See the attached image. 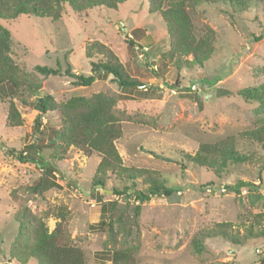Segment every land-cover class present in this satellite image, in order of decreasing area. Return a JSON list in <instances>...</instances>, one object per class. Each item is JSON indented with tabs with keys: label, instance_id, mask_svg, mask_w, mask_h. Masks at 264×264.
<instances>
[{
	"label": "rangeland",
	"instance_id": "1",
	"mask_svg": "<svg viewBox=\"0 0 264 264\" xmlns=\"http://www.w3.org/2000/svg\"><path fill=\"white\" fill-rule=\"evenodd\" d=\"M0 24L10 34V58L31 87L15 93L10 84L0 86V264H22L11 250L23 207L36 215L69 211L71 241L83 249L87 264H112L111 251L123 247L137 248L136 264H264L259 235L264 230V143L245 136L264 125V0H252L240 11L223 3L201 5L195 27L200 36L210 28L216 41L213 53L200 61L174 52L168 25L150 0L84 12L67 6L57 21L21 16ZM129 40L137 46L131 48ZM95 42L112 50L126 76L145 86L123 90L111 75L89 87L75 85L66 72L92 74V63L102 59L96 52L88 55ZM37 67L60 75H43ZM248 90L259 99L246 97ZM100 94L114 101L120 118L142 120L121 121L123 135L115 146L123 165L155 171L177 193L140 203L126 189L135 195L147 192L148 185L139 178L133 189L130 181L112 174L105 188L112 194L102 193L94 185L101 161L97 153L87 156L70 148L64 159H53L49 144L61 120L47 114L41 132L35 131L34 104L49 98L60 105ZM11 103L22 126H9ZM204 143L232 144L246 159L198 166L192 159ZM20 154L35 161L23 163ZM39 163L57 168L47 176L57 186L38 194L30 189L45 176ZM240 182L254 187L230 190ZM111 216L112 242L102 226ZM58 221L54 214L47 219L50 231ZM223 224L228 233H220Z\"/></svg>",
	"mask_w": 264,
	"mask_h": 264
},
{
	"label": "trees",
	"instance_id": "2",
	"mask_svg": "<svg viewBox=\"0 0 264 264\" xmlns=\"http://www.w3.org/2000/svg\"><path fill=\"white\" fill-rule=\"evenodd\" d=\"M129 0H0V21L18 19L21 16L39 18H50L54 21L62 17L65 8L68 6L75 12H84L90 9L104 7L117 9L120 5ZM154 10L158 11L169 28L174 52L184 56H192L196 61L206 59L214 51L215 33L205 27L203 35L200 36L195 27L198 19V8L203 4L223 3L229 4L232 8L240 11L252 0H150ZM131 48L136 47L133 40H129ZM102 56L98 62L92 63V74L88 77L73 75L70 71L66 74L75 78L77 86L89 87L101 76H113L114 80L123 89L144 87L141 82L126 76L125 71L116 55L100 42H95L89 49L88 55L91 58L93 53ZM10 34L0 24V86L10 84L14 92L20 89L30 90L27 77L14 64L10 58ZM38 72L43 75H60V71L47 67H37ZM249 99H259L258 94L252 91L245 92ZM114 101L105 95H96L91 99L75 97L65 104H55L47 99H39L34 108L39 112L35 120V131L41 132L43 117L47 114H57L61 120L59 129L53 133V139L49 146L53 149V159L62 160L66 157L67 150L75 148L87 156L97 153L101 161L94 176L95 187L106 188V177L110 174L124 178L132 183L135 189L137 179L148 185L147 192H137L135 195L126 194L129 197L138 199L140 203L151 201L153 198L171 197L178 192V188H169L159 180L155 171L139 168H128L122 163V159L115 146V142L121 139L123 129L121 121H136L142 123L139 118L123 116L120 118L114 111ZM9 126L19 127L23 125L18 109L14 103L10 104L8 115ZM247 139L257 143H264V125L259 129L246 132ZM19 159L26 163L35 161L30 157L19 155ZM246 158L241 157L234 145H218L204 143L200 146L192 162L198 166L212 168L215 165L228 163H242ZM45 176L30 190L33 193H42L48 185L57 186L47 179L57 171L52 165H43ZM240 186L254 187L249 183L240 182L230 187L233 192H239ZM114 194L121 195V191L113 189ZM54 214L59 221L53 231L47 226V219ZM70 212L59 209L55 212L52 209L36 215L28 208L23 207L18 215L19 233L11 250L13 259L22 264L30 260H36L39 264H87L85 252L71 241L68 226ZM114 218L111 216L107 226L110 242L115 240L116 234L113 230ZM228 225L223 224L220 233H228ZM247 231L250 229L247 228ZM251 233V232H250ZM264 237V230L260 231ZM114 247V246H113ZM137 248H113L111 251L112 264H136L134 252ZM264 263V262H263Z\"/></svg>",
	"mask_w": 264,
	"mask_h": 264
},
{
	"label": "water",
	"instance_id": "3",
	"mask_svg": "<svg viewBox=\"0 0 264 264\" xmlns=\"http://www.w3.org/2000/svg\"><path fill=\"white\" fill-rule=\"evenodd\" d=\"M98 188H99V190L102 192V193H111L112 194V191H108V190H106V189H104V188H102L101 186H98Z\"/></svg>",
	"mask_w": 264,
	"mask_h": 264
},
{
	"label": "built area",
	"instance_id": "4",
	"mask_svg": "<svg viewBox=\"0 0 264 264\" xmlns=\"http://www.w3.org/2000/svg\"><path fill=\"white\" fill-rule=\"evenodd\" d=\"M191 90L196 91L197 90V86L196 85L192 86V89Z\"/></svg>",
	"mask_w": 264,
	"mask_h": 264
}]
</instances>
